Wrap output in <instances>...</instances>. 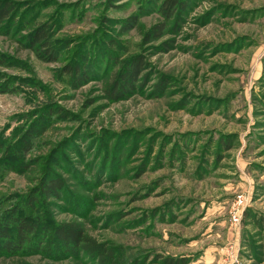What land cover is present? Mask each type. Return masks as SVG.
<instances>
[{
  "label": "rangeland",
  "instance_id": "374dc122",
  "mask_svg": "<svg viewBox=\"0 0 264 264\" xmlns=\"http://www.w3.org/2000/svg\"><path fill=\"white\" fill-rule=\"evenodd\" d=\"M12 1L0 25L4 214L45 230L77 223L112 264H264V0H178L167 20L164 0ZM160 22L164 35L145 43ZM43 23L54 63L27 45ZM134 57V90L110 100ZM0 264L100 263L44 236L0 251Z\"/></svg>",
  "mask_w": 264,
  "mask_h": 264
},
{
  "label": "trees",
  "instance_id": "16d2710c",
  "mask_svg": "<svg viewBox=\"0 0 264 264\" xmlns=\"http://www.w3.org/2000/svg\"><path fill=\"white\" fill-rule=\"evenodd\" d=\"M180 6L178 0H164L161 3L159 12L162 17L167 20L170 19L176 8ZM17 4L12 0H0V25L12 16H16ZM135 18L132 24H135ZM166 32V25L164 22L152 25L143 35V41L150 43L160 39ZM54 35L53 27L47 23L40 24L35 27L31 34L28 35L27 45L35 53L36 57L41 61L47 63H54L58 59V51L54 47L52 37ZM144 69L143 63L139 57H134L126 63L123 71L113 78L110 84V89L106 91V95L110 100L116 101L125 94H129L134 90V82ZM66 73L69 76L77 77L78 71L76 69L67 68ZM83 75L80 76V79ZM115 79H120L119 81ZM122 82L124 84H122ZM42 194L53 196L55 190L61 188V183L56 178L49 180L47 183L42 182ZM52 193V194H51ZM0 208V251L12 252L28 244L34 237L41 239L51 237L55 242H58L61 249L68 251L70 255H77L83 253L87 257L96 260L100 264H112L114 262V250L107 247L105 244L96 242L93 238L86 235L81 226L77 223H64L55 225L52 229L45 230L40 226L39 220H33L24 212L20 211L19 217H15V211L11 215H6ZM49 233V234H48ZM48 234V235H47ZM63 252V251H62ZM64 253V252H63ZM67 254V253H64ZM167 264H185V261H178L177 259L169 258L166 260Z\"/></svg>",
  "mask_w": 264,
  "mask_h": 264
},
{
  "label": "built area",
  "instance_id": "2783aa9c",
  "mask_svg": "<svg viewBox=\"0 0 264 264\" xmlns=\"http://www.w3.org/2000/svg\"><path fill=\"white\" fill-rule=\"evenodd\" d=\"M246 199L243 195H238L236 196L232 208H231V213H230V219L231 223L233 225H238L240 222L241 217L243 216L244 213V208L246 207Z\"/></svg>",
  "mask_w": 264,
  "mask_h": 264
}]
</instances>
